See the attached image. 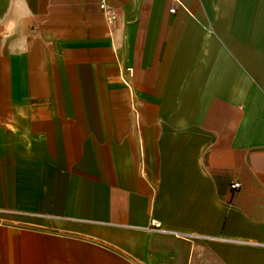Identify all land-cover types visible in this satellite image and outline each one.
<instances>
[{"label":"crops","instance_id":"1","mask_svg":"<svg viewBox=\"0 0 264 264\" xmlns=\"http://www.w3.org/2000/svg\"><path fill=\"white\" fill-rule=\"evenodd\" d=\"M0 214V264H264V0H0Z\"/></svg>","mask_w":264,"mask_h":264},{"label":"rangeland","instance_id":"2","mask_svg":"<svg viewBox=\"0 0 264 264\" xmlns=\"http://www.w3.org/2000/svg\"><path fill=\"white\" fill-rule=\"evenodd\" d=\"M27 219L21 215H4L0 214V233L1 229L4 227V225H10L13 226L12 230L13 231H20L21 229L25 228L27 225Z\"/></svg>","mask_w":264,"mask_h":264},{"label":"built area","instance_id":"3","mask_svg":"<svg viewBox=\"0 0 264 264\" xmlns=\"http://www.w3.org/2000/svg\"><path fill=\"white\" fill-rule=\"evenodd\" d=\"M100 6L103 10L106 9L105 5H103V4H101ZM171 10H173V8H171ZM107 17H108V21L111 22L113 19V15L109 12V13H107ZM127 71H129V70L127 69ZM230 186L232 189H238L240 187V182L238 180H233L231 182ZM154 226H158L157 223H154Z\"/></svg>","mask_w":264,"mask_h":264}]
</instances>
